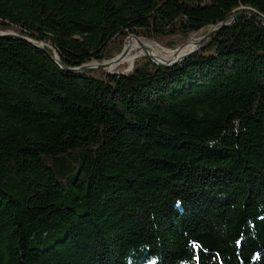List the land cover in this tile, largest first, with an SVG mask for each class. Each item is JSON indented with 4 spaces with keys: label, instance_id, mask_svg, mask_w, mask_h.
I'll use <instances>...</instances> for the list:
<instances>
[{
    "label": "trees",
    "instance_id": "obj_1",
    "mask_svg": "<svg viewBox=\"0 0 264 264\" xmlns=\"http://www.w3.org/2000/svg\"><path fill=\"white\" fill-rule=\"evenodd\" d=\"M241 12L167 68L52 59L104 62L129 35L175 50ZM262 18L264 0H0V33L49 53L0 37V264H264Z\"/></svg>",
    "mask_w": 264,
    "mask_h": 264
},
{
    "label": "water",
    "instance_id": "obj_2",
    "mask_svg": "<svg viewBox=\"0 0 264 264\" xmlns=\"http://www.w3.org/2000/svg\"><path fill=\"white\" fill-rule=\"evenodd\" d=\"M251 15V16H255V14L251 13V12H241L236 14L235 16L232 17V20L230 22L223 21L222 23H220L219 25H213L211 26L208 31L202 35L199 39H197V43L196 45L192 48L189 49L187 51H185V47L190 43L191 39H189L185 44L179 46L178 48H176L173 51L172 57L170 59H164V58H157L155 57L152 53H150V51L143 47L142 44V39H140L139 37L135 36V35H129L126 40L124 41V47L122 49V51L115 56L114 58L104 61V62H90L78 67H63L59 58L57 57V55H54L52 57L53 61L59 65L64 71L69 72V73H77V72H81V71H86V70H91V69H104L107 71H110V69L112 67H116L118 65H120L121 61L123 60V58L125 57L126 53H125V44L126 41L128 39H134L136 42H138V44L140 45V47L143 50L142 55L146 56L149 60H151L154 64H156L159 67H163V68H167V67H171L174 64L180 62L181 60L185 59L186 57H188L189 55H191L194 52H197L198 50H200L202 48V46L204 45V43L208 40V38L215 32H217L218 30H220L222 27L230 25L234 19H236L238 16H242V15ZM262 24L264 25V19H261ZM0 37L1 38H14L17 40H27L30 43H32L36 48L40 49L41 51H43L46 54H49L47 49L45 48L44 44L41 42H36V41H31L28 40L24 37H21L13 32H3L0 33ZM132 65V64H131ZM132 68V67H131ZM129 68V69H131Z\"/></svg>",
    "mask_w": 264,
    "mask_h": 264
},
{
    "label": "bare ground",
    "instance_id": "obj_3",
    "mask_svg": "<svg viewBox=\"0 0 264 264\" xmlns=\"http://www.w3.org/2000/svg\"><path fill=\"white\" fill-rule=\"evenodd\" d=\"M128 41V42H127ZM126 42V44H125V53H126V55H125V57L123 58V60L122 61H129L128 63H133V61H134V59L135 58H137V57H139L140 55H142V54H140V55H138V52H137V54L136 55H130V52H131V50L132 49H138V51L140 52V53H143V50H142V48L140 47V45L138 44V42H136L134 39H128ZM132 42V43H131ZM131 43V44H130ZM196 43H197V40L196 39H194V37L191 39V41H190V43L185 47V51H187V50H189V49H192L195 45H196ZM142 44H143V47H145V48H147L149 51H150V53H152L155 57H157V58H159V56L156 54V52H154L152 49H151V45L149 44V42H144V41H142ZM154 46V45H153ZM172 54H173V52H172ZM121 61V62H122ZM121 64V63H120ZM115 67V66H114ZM113 68V67H112Z\"/></svg>",
    "mask_w": 264,
    "mask_h": 264
},
{
    "label": "rangeland",
    "instance_id": "obj_4",
    "mask_svg": "<svg viewBox=\"0 0 264 264\" xmlns=\"http://www.w3.org/2000/svg\"><path fill=\"white\" fill-rule=\"evenodd\" d=\"M204 31H205V29H203V30H201V31H199V32H197V33H194V34H192L191 36H190V38L189 39H192L193 37H194V39H199L202 35H204L205 33H204ZM141 39V38H140ZM188 39V40H189ZM143 40V39H142ZM144 42H147V41H145V40H143ZM132 43V42H131ZM130 43V44H131ZM149 44L151 45V49L154 51V52H156V54L160 57V58H164V59H170L171 57H172V52L174 51V50H170V49H165V48H162V47H160L159 45H157V44H154V43H152V42H149ZM154 45V46H153ZM124 47V46H123ZM137 52H138V55H140V54H142V53H140L139 51H138V49H132L131 50V52H130V55H136L137 54ZM129 61H122L121 62V64H123V63H128ZM133 66V63H132V65H131V63H129V66L126 68V71H128V70H130L129 68H131ZM117 67V66H116ZM115 67H113V68H111L110 70H113ZM132 69V68H131Z\"/></svg>",
    "mask_w": 264,
    "mask_h": 264
},
{
    "label": "snow or ice",
    "instance_id": "obj_5",
    "mask_svg": "<svg viewBox=\"0 0 264 264\" xmlns=\"http://www.w3.org/2000/svg\"><path fill=\"white\" fill-rule=\"evenodd\" d=\"M237 243H239V241H237ZM194 247H198V245H193ZM194 259H197V261H198V257H194Z\"/></svg>",
    "mask_w": 264,
    "mask_h": 264
}]
</instances>
